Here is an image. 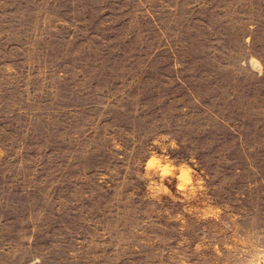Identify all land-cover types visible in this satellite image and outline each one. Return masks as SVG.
<instances>
[{"label": "rangeland", "instance_id": "374dc122", "mask_svg": "<svg viewBox=\"0 0 264 264\" xmlns=\"http://www.w3.org/2000/svg\"><path fill=\"white\" fill-rule=\"evenodd\" d=\"M0 264H264V0H0Z\"/></svg>", "mask_w": 264, "mask_h": 264}]
</instances>
